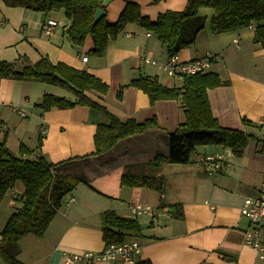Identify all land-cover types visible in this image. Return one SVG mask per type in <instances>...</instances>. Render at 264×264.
<instances>
[{"label":"crops","instance_id":"crops-1","mask_svg":"<svg viewBox=\"0 0 264 264\" xmlns=\"http://www.w3.org/2000/svg\"><path fill=\"white\" fill-rule=\"evenodd\" d=\"M138 3L141 13L156 20L166 10H182L187 0H111L104 6L107 21L114 22L125 3ZM205 12V13H204ZM211 9L202 8L205 27L195 42L181 49V61L199 58L206 52L217 54L208 70L227 83L207 90L211 111L223 127L253 134L242 156L226 154L230 162L222 172L208 175L198 164L206 152L224 151L221 145L197 146L188 163H162L156 176L162 177L163 189L134 188L120 183L125 170L152 174L147 164L156 154L166 155L169 134L184 120L179 99H161L150 103L142 89L126 86L122 97L117 90L140 75L155 76L167 86H181L182 78L169 76L158 64L143 60L148 55L159 62L168 59L165 47L146 28L130 22L108 41L102 55L93 54V41L85 37L74 45L66 31L71 20L62 9L35 11L23 6H8L0 1V59L18 65L34 63L42 57L85 70L108 85L106 93L97 90L85 94L121 121H143L154 117L157 124L120 138L110 148L95 153L94 134L99 123H108L105 112L76 104L68 108L36 105L51 93L76 99L75 94L57 85L27 79L0 77V139L17 153L21 145L41 153L54 163L56 172L78 179L67 195L75 198L62 205L41 236L26 234L19 239L18 258L23 264H264V258L244 242L249 226L239 207L244 197L259 194L264 178V46L255 40V26L214 34L210 28ZM49 17L57 24L46 33L41 24ZM86 55L87 59L82 60ZM243 119L257 124L247 125ZM41 141L37 148L38 141ZM20 183L5 193L0 203V230L8 216L20 205ZM18 201V204L14 200ZM168 206L181 203L182 217L164 213L157 217L139 216L136 239L140 251L133 261L101 260L90 262L73 253L100 251L105 241L100 214L113 209L129 215L130 204ZM264 242V228L262 229ZM70 258V259H69ZM0 264H8L0 259Z\"/></svg>","mask_w":264,"mask_h":264},{"label":"trees","instance_id":"trees-1","mask_svg":"<svg viewBox=\"0 0 264 264\" xmlns=\"http://www.w3.org/2000/svg\"><path fill=\"white\" fill-rule=\"evenodd\" d=\"M8 6H23L35 11L62 9L71 20L66 28L71 42L76 46L84 43L90 35L93 41L91 52L102 55L110 39L115 38L127 23L135 22L150 30L165 47L168 58L177 55L191 46L206 24V16L200 13L202 8L211 9L210 28L212 33H224L255 26V40L264 46V0H187L182 10H166L156 20H151L141 13L138 3L128 1L114 22L102 16L94 23L97 8L103 0H0ZM159 0H152L153 3ZM104 8V7H103ZM0 77L27 79L53 84L75 94L71 100L51 93L43 95L36 103L41 109L52 106L68 108L76 104L101 109L108 116V123H99L93 137L94 152L100 153L110 148L120 138L141 132L157 124L154 117L137 121H121L108 113L104 107L92 101L86 91L97 90L106 93L108 85L85 70L76 69L63 62H51L42 57L34 63L18 65L0 59ZM227 83L226 80L211 70L184 75L181 86H167L155 76L140 75L121 85L117 98L122 97L126 86H135L147 93L150 103L161 99H179L184 108V120L169 134V150L166 155L156 154L147 162L152 174L125 170L120 178L122 185L139 188L147 186L158 191L163 189L162 177L155 172L162 163H188L197 146L214 144L229 148L240 157L253 134L245 130L223 127L213 115L207 90ZM243 123L257 124L243 119ZM41 141H38L37 148ZM21 145L17 153L12 152L0 139V203L5 193L16 184L22 185L19 195L20 205L8 216L0 230V259L8 264H23L18 258L19 239L26 234L41 236L62 206L63 198L71 192L78 179L56 172L54 163L41 153ZM169 213L182 217L181 203L168 205ZM101 229L105 243L120 242L131 233H139L141 225L137 218L121 216L113 209L100 214ZM141 264H151L140 261Z\"/></svg>","mask_w":264,"mask_h":264},{"label":"built area","instance_id":"built-area-1","mask_svg":"<svg viewBox=\"0 0 264 264\" xmlns=\"http://www.w3.org/2000/svg\"><path fill=\"white\" fill-rule=\"evenodd\" d=\"M56 24V19L49 17L41 24V27L46 33H50ZM217 56V54L206 52L202 57L181 61L175 55L164 62H159L148 55H144L143 60L148 63L158 64L173 78H183L184 75L208 70L212 60ZM86 59L87 56L83 55L82 60ZM228 153H232L229 148L220 152L203 153L198 158V164L204 168L208 175L222 172L230 165V162L226 158V154ZM74 200L75 198L73 196L66 195L62 200V205H68ZM239 211L240 214L246 216L249 220V226L244 231L245 244L254 248L257 251L258 257L264 258V242L262 238V229L264 228V178L260 186L259 194L255 197H244L243 202L239 207ZM167 212L169 213L168 206L165 205L152 206L146 203H137L130 204L128 217L138 218L142 215L157 217ZM139 251L140 245L136 239H125L120 242L105 243L104 247L98 252H75L73 253L72 258L78 259L81 256H84L90 262L93 258H96L127 263L133 261V255Z\"/></svg>","mask_w":264,"mask_h":264},{"label":"water","instance_id":"water-1","mask_svg":"<svg viewBox=\"0 0 264 264\" xmlns=\"http://www.w3.org/2000/svg\"><path fill=\"white\" fill-rule=\"evenodd\" d=\"M111 0H103L102 7L97 8L94 14V23L97 22L102 16L105 15V9L103 8L106 4H108Z\"/></svg>","mask_w":264,"mask_h":264},{"label":"rangeland","instance_id":"rangeland-1","mask_svg":"<svg viewBox=\"0 0 264 264\" xmlns=\"http://www.w3.org/2000/svg\"><path fill=\"white\" fill-rule=\"evenodd\" d=\"M205 13V12H204ZM202 14V13H201ZM14 200V199H13ZM17 204H18V201L17 200H14Z\"/></svg>","mask_w":264,"mask_h":264}]
</instances>
